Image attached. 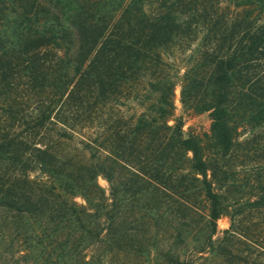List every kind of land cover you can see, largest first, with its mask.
Returning <instances> with one entry per match:
<instances>
[{
	"label": "trees",
	"instance_id": "obj_1",
	"mask_svg": "<svg viewBox=\"0 0 264 264\" xmlns=\"http://www.w3.org/2000/svg\"><path fill=\"white\" fill-rule=\"evenodd\" d=\"M199 33L180 102L209 112L208 138L228 154L240 144V127L264 128V0H0V100L8 103L0 129V208L45 218L37 242L49 225L45 238L66 251L62 263H94L89 246L104 249L96 264L102 263L124 248L127 217L136 223L148 216L155 223L178 220L176 249L163 253L167 264H207L199 258L213 251L226 264H264V246L254 247L240 220L246 210L264 212V163L244 177L256 182L257 194L229 201L220 188L235 185L228 182L233 173L222 165L216 186L218 167L175 113L177 83L165 73V55ZM126 91L140 97V110L115 117L111 108ZM35 95V114H25L23 102ZM67 116L98 122L106 134L79 141L89 152L84 161L64 156L55 143L34 142L52 132L72 139L55 127ZM35 170L42 176H31ZM199 195L205 213L192 203ZM196 215L207 234L191 238L189 248ZM222 215L230 227L214 238Z\"/></svg>",
	"mask_w": 264,
	"mask_h": 264
},
{
	"label": "rangeland",
	"instance_id": "obj_2",
	"mask_svg": "<svg viewBox=\"0 0 264 264\" xmlns=\"http://www.w3.org/2000/svg\"><path fill=\"white\" fill-rule=\"evenodd\" d=\"M226 2V0H224ZM228 1V0H227ZM226 3H224L225 5ZM231 7L232 5L229 4ZM233 8V7H232ZM201 33L197 35L194 40L182 38L178 44L172 46L168 53L165 55L168 69H165V73L170 75L174 81H176L175 87V105L176 115L183 117V131L186 134H192L201 138L203 145H205L206 152L213 162V165L218 167L216 169L217 177L216 181L218 184L223 182V175L221 166L233 173L228 179L229 184H235L220 188V191L225 194L229 201L231 199H239L243 201L245 198L254 197L257 194V185L252 179H246L244 177L251 173L254 176L257 173V169L254 166L264 163V128H257L254 130H247L246 128H239L241 131L240 144L236 145L233 151L228 154H223L220 149L215 147L212 139L208 138L211 134L210 125L211 117L209 112H195L193 110L184 109L180 102V81L181 76L186 68L188 61L196 55L198 40ZM140 95L144 93L145 86L140 85ZM144 87V88H143ZM127 90V89H126ZM132 95V94H131ZM39 98L38 95L23 102L22 107L25 108V114H35V102L34 100ZM140 97L130 96L129 92L123 93L120 98V103L113 105L111 110L114 112L115 117L129 118L135 115V111H139L140 107L136 104L139 103ZM12 101L10 97L7 102ZM7 104L4 100H0V129L6 124L4 119L5 109ZM30 111V112H29ZM61 119V114H57ZM66 117V116H64ZM69 117V116H67ZM72 117V115H71ZM64 123V126L60 123L56 124V128L60 132L66 130L68 133H72V139L59 138L55 132L51 133L46 138H40L39 136L34 139V142L40 143H55L59 151L64 156H67L74 161H84V157L89 156L88 151H82L79 141L88 135L99 136V139L104 137L106 134H102V128L98 122L93 124L84 122L81 118H71ZM13 121V119H12ZM11 120L7 123H11ZM17 122V121H16ZM73 125L75 131L72 132L68 126ZM61 128V129H59ZM64 129V130H63ZM51 137L54 141L51 142ZM247 167H253L251 170ZM227 171V172H228ZM123 172L117 175L116 181L122 180ZM38 175L42 176L41 172L35 170L31 173V176ZM126 174V173H125ZM219 178V180H218ZM249 181V183H248ZM98 184L105 190V194L108 195L109 183L106 178L102 175L97 177ZM249 185H248V184ZM252 185V186H250ZM78 202H84L81 196L75 198ZM128 200V199H127ZM124 203L129 204L128 201ZM192 202L194 207L200 213L206 212V201L201 195L193 198ZM127 217L126 227L128 229L127 240L122 249H115L110 254H105V259L99 264H167V261L163 257V253L167 249H176L173 243L174 228L178 225V220L175 217H170V223H155L150 217L140 218L136 223H129ZM133 218V217H132ZM131 218V219H132ZM197 221L194 224V230L188 235L187 241H190V246L196 242L191 240L195 237L198 239H204L207 234V230L201 224V218L196 215ZM241 225L249 227L247 229L249 236L252 240L256 241L254 247L260 249L258 246H264V212L254 213L246 210L245 213L240 217ZM130 221V220H129ZM47 224L46 219L37 220L34 214L30 213H15L13 211L5 210L0 208V264H65L66 262V251L64 255L60 249H53V244H50L49 239L45 238L48 227L45 230L42 242L38 243V238L42 233V228ZM230 227V218L227 215H222L217 220V232L214 236L221 237L223 231ZM38 237V238H37ZM197 239V240H198ZM87 248L85 251L96 257V260L92 264L98 263L97 259L103 257L104 249L100 246H95L90 250ZM59 254V255H57ZM89 254V255H90ZM204 258H199L200 262L207 264H226V257L223 254H218L213 251L211 254L205 252L202 254Z\"/></svg>",
	"mask_w": 264,
	"mask_h": 264
}]
</instances>
